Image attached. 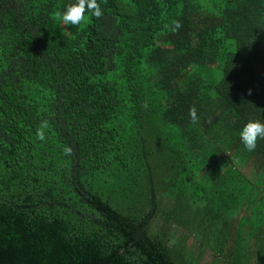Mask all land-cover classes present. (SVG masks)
I'll return each mask as SVG.
<instances>
[{
    "label": "trees",
    "instance_id": "trees-1",
    "mask_svg": "<svg viewBox=\"0 0 264 264\" xmlns=\"http://www.w3.org/2000/svg\"><path fill=\"white\" fill-rule=\"evenodd\" d=\"M74 2L0 0V264H264V0Z\"/></svg>",
    "mask_w": 264,
    "mask_h": 264
},
{
    "label": "clouds",
    "instance_id": "clouds-1",
    "mask_svg": "<svg viewBox=\"0 0 264 264\" xmlns=\"http://www.w3.org/2000/svg\"><path fill=\"white\" fill-rule=\"evenodd\" d=\"M86 12H91L96 18L103 15L102 9L97 0H75L74 3L67 5L63 12H57L56 16L64 26L80 25L86 18ZM179 27L180 23L177 21L176 28L178 29ZM189 114L192 117L193 122H196L199 119L196 114L195 106L189 109ZM38 135L43 139L42 132H38ZM240 138L247 151H255L257 141L259 139H264V122L259 119H250L247 121L240 131ZM64 151L66 154H70L71 148L66 147Z\"/></svg>",
    "mask_w": 264,
    "mask_h": 264
}]
</instances>
